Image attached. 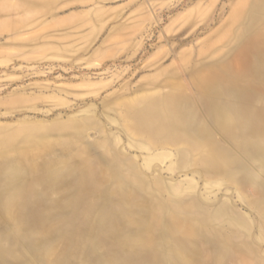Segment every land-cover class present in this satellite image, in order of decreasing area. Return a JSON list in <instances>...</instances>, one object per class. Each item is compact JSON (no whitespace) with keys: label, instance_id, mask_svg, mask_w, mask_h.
Listing matches in <instances>:
<instances>
[{"label":"rangeland","instance_id":"1","mask_svg":"<svg viewBox=\"0 0 264 264\" xmlns=\"http://www.w3.org/2000/svg\"><path fill=\"white\" fill-rule=\"evenodd\" d=\"M0 264H264V0H0Z\"/></svg>","mask_w":264,"mask_h":264},{"label":"bare ground","instance_id":"2","mask_svg":"<svg viewBox=\"0 0 264 264\" xmlns=\"http://www.w3.org/2000/svg\"><path fill=\"white\" fill-rule=\"evenodd\" d=\"M8 178V177H7Z\"/></svg>","mask_w":264,"mask_h":264}]
</instances>
